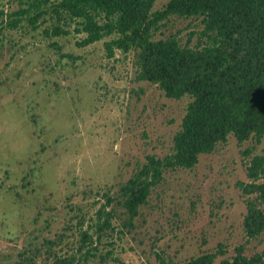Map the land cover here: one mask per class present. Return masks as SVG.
<instances>
[{"label":"rangeland","instance_id":"1","mask_svg":"<svg viewBox=\"0 0 264 264\" xmlns=\"http://www.w3.org/2000/svg\"><path fill=\"white\" fill-rule=\"evenodd\" d=\"M57 3L0 0V264H160L205 253L218 264L241 246L247 257L263 251L264 230L244 231L256 194L242 186L252 157H264V136L229 134L193 167L164 170L129 220L122 186L147 156L172 153L191 97L141 80L134 50L109 56L114 35L81 45L80 20L56 13ZM171 36L181 46L206 41L194 17L171 15L153 33Z\"/></svg>","mask_w":264,"mask_h":264},{"label":"trees","instance_id":"2","mask_svg":"<svg viewBox=\"0 0 264 264\" xmlns=\"http://www.w3.org/2000/svg\"><path fill=\"white\" fill-rule=\"evenodd\" d=\"M50 1L28 0L31 9ZM154 1L58 0L54 7L56 13L80 20L85 33L81 45L114 35L104 42L109 56L115 49L134 50L141 80L157 84L169 98L191 97L173 138L172 153L163 158L147 156L122 186L121 204L129 220L162 180L164 170L193 167L200 154L212 152L229 134L239 143L264 136V0H170L152 11ZM171 15L200 18L206 41L189 47L181 46L174 36L154 40L159 23ZM6 24L13 28L16 21ZM247 175L252 181L243 184V191L256 194L246 200L243 220L251 239L264 230V211L258 206L264 203V157H252ZM101 224L110 226V216ZM82 236L89 237L86 232ZM216 256L205 253L185 262L160 260V264H213ZM53 264L72 262L56 258ZM218 264H264V250L247 257L241 246L233 258Z\"/></svg>","mask_w":264,"mask_h":264}]
</instances>
